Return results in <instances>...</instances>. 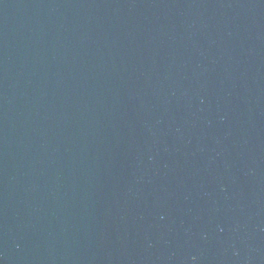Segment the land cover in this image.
<instances>
[{
	"label": "water",
	"instance_id": "obj_1",
	"mask_svg": "<svg viewBox=\"0 0 264 264\" xmlns=\"http://www.w3.org/2000/svg\"><path fill=\"white\" fill-rule=\"evenodd\" d=\"M0 264H264V0H0Z\"/></svg>",
	"mask_w": 264,
	"mask_h": 264
}]
</instances>
